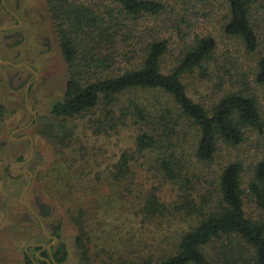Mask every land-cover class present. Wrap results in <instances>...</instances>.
Instances as JSON below:
<instances>
[{
    "label": "trees",
    "instance_id": "16d2710c",
    "mask_svg": "<svg viewBox=\"0 0 264 264\" xmlns=\"http://www.w3.org/2000/svg\"><path fill=\"white\" fill-rule=\"evenodd\" d=\"M99 1L102 4L44 0L69 76L63 99L53 103L50 113L69 119L102 102L106 114L102 129L133 126V149L120 155L122 167L114 169L117 176L111 172V185L123 189L119 196L126 207L134 204L135 211L158 228L178 221L187 227L176 233L172 250L163 252L166 236L161 230L157 249L162 254L128 264H213L215 257L221 264H264V156L251 168L246 193L240 186L239 160H229L220 168L208 193L195 196L189 190L196 165L211 162L220 144L237 145L246 129L261 128L257 100L247 83L242 78L239 82L245 87L225 90L204 106L190 97L184 81L194 73L210 78L215 40L210 35L194 36L164 70L168 40L151 29L142 39L134 31L144 20L156 21L165 14L166 0ZM259 1L222 0L227 9L222 30L247 53L264 48L261 26L252 11ZM259 54L252 80L264 98V52ZM120 64L123 68L114 70ZM61 131L54 137L64 142L70 135ZM136 173L142 175L138 187ZM156 184L175 187L180 203L160 201ZM243 197L256 206L258 219L246 216ZM211 245L214 254H209ZM25 264H31L27 257Z\"/></svg>",
    "mask_w": 264,
    "mask_h": 264
},
{
    "label": "rangeland",
    "instance_id": "374dc122",
    "mask_svg": "<svg viewBox=\"0 0 264 264\" xmlns=\"http://www.w3.org/2000/svg\"><path fill=\"white\" fill-rule=\"evenodd\" d=\"M94 1L95 4L101 3ZM4 3L21 21L18 31L23 39L9 37L12 31L1 32L0 60L5 55L14 56L18 50L15 60L23 62L27 70L34 68L39 73L25 104L23 90L11 88L16 80L9 83L10 74L22 69H10L0 64V264H24L25 254L33 256L30 243L46 242L44 235L50 233L52 224L57 225L58 242L64 248L58 264H128L140 258L154 259L162 254L161 249H157L161 230L166 236L161 247L163 252L172 250L176 233L187 228L184 223L178 221L169 227L158 228L155 221L143 219L135 211L137 206L134 204L126 207L119 196V190L123 189L111 185V172L117 176L115 170L122 167L118 162L120 155L133 149V126L126 128L128 125L125 124L120 129L115 126L102 129L105 121L101 122L106 115L102 102L73 118L52 116L51 106L63 99L69 76L46 4L44 0H4ZM166 6L165 14L156 21L144 20L135 28L134 34L138 32L141 39L146 38L148 29H151L168 40V52L162 65L164 70L174 63L190 39L210 35L216 44L209 68L210 78H198L196 73L192 77L186 76L184 82L188 94L208 107L225 90L245 87L239 82L243 78L249 93L257 100L262 123L259 130L246 129L239 144H220L216 157L208 164L196 165V175L189 190L195 196L206 190L208 193L220 168L229 160H239L243 169L240 186L246 193L251 168L264 156V98L261 87L252 80L255 59L264 48H259L258 53H247L238 40L223 32L227 9L222 0H166ZM252 11L261 26L263 41L264 0L254 4ZM11 23L12 18L0 7V25ZM11 42L15 47L8 49L6 44ZM122 65L115 66L114 70L123 68ZM27 108L36 114L33 123L23 131H12L31 119ZM94 119L98 120L97 123L93 122ZM62 129L68 130L65 133L70 136L59 142L54 134ZM22 133L31 137L34 156L25 165L31 176L22 201L45 223L44 232L19 201L27 175L15 176L13 162L28 154V144L16 139ZM185 153L189 155L188 150ZM134 175L137 178L134 185L138 187L142 175ZM66 184L79 189L73 191ZM155 187L158 188L157 197L164 204L170 201L180 203L175 197V187L172 189L166 184H156ZM243 202L246 216L251 220L258 219L260 212L256 206L245 197ZM41 206L49 209L48 214L40 211ZM210 247L209 254H214L213 245ZM214 260L213 264H221L219 258Z\"/></svg>",
    "mask_w": 264,
    "mask_h": 264
},
{
    "label": "flooded vegetation",
    "instance_id": "af4514ba",
    "mask_svg": "<svg viewBox=\"0 0 264 264\" xmlns=\"http://www.w3.org/2000/svg\"><path fill=\"white\" fill-rule=\"evenodd\" d=\"M0 7H1L3 13L6 14V15H9L12 18V20H13V23H11V24H7V25H3V26L0 25V33L3 32V31L5 32V30L6 31H12L9 34V37L16 38L18 40L23 39L22 35L20 34V31H18L19 30V26L21 25V21L17 18V16L14 13H12L11 11H9L7 9V7L5 6L4 0H0ZM6 45H7L6 47L8 49H11V48L15 47V44H13L12 42L8 43ZM17 51L18 50H16V52ZM16 52H15L14 56L5 55L4 56L5 58H3V60H0V61L9 62V64H2V65H5V66L9 67L10 69H20L21 68L22 71H25V73H22V71H20L19 73H15V74L11 73L10 76H9V83L10 84L12 82L11 80H14V79L16 80L15 81L16 84L11 86V88L15 89L17 91L22 89L23 90V95L25 97L23 100L25 101L28 93L30 92L31 86L33 84H35V80L38 77L37 75H38L39 72L36 71L34 68H30V70H27L25 68V66H24L25 64L23 62L15 60L17 58L16 57ZM11 57H14L13 58L14 60L11 59ZM21 84H24L23 88L20 87ZM24 103L26 104V101ZM27 110L31 114V119L29 120V122H27L25 125H23L21 127H17V128H14V129H18V128H22L23 127L22 129H19V130L23 131L29 125H31L33 123V120L36 117V114L33 111L31 112L28 108H27ZM23 136H27L28 138H25ZM18 137L19 138H16V139H21L23 142H26L28 144V154H29V147H30V144H31L32 153H31L30 158L24 164L19 165V164H14V163L15 162H20L22 160H25L28 157V154H27V156L25 158H20L19 157L20 158L19 160L17 159V161L13 162V164L16 166V168L13 169L15 171V176H19L21 174H26L27 175L26 172H20L19 170H27V171H29L28 168L25 167V165H27L28 162L31 160V158L34 157V156H32L33 155V145H32L31 137L29 135L25 134V133H22ZM27 179H28V176H27ZM26 182H27V180H26ZM26 182H25V184H26ZM25 184H24V186H25ZM39 209L44 214H48V212H49V209L45 208L44 206L39 207ZM31 210L33 211V209H31ZM28 213L30 214L31 219L35 220L37 222V225L39 226V221L41 222V220L39 219V215L36 212H34V211H33V213H30L28 211ZM26 222L30 224V220L29 219H26ZM42 224H43V229H45V223H42ZM55 226H56V224H52L50 226V231H49L50 233H46L47 237L44 235V237L47 238L46 242H43V243L42 242L30 243L31 245H29V246L34 249L33 256L31 257V256L25 254L24 255V264H25V258L26 257L30 260L31 264H33V263L34 264H58L59 263L60 259L63 258L64 248L58 242L59 233L56 234V231H59V230L55 229L54 228ZM39 229H40V226H39ZM40 231H41V229H40ZM51 236H55L56 239L53 240L51 238ZM33 244H35V245L33 246Z\"/></svg>",
    "mask_w": 264,
    "mask_h": 264
},
{
    "label": "water",
    "instance_id": "95a60500",
    "mask_svg": "<svg viewBox=\"0 0 264 264\" xmlns=\"http://www.w3.org/2000/svg\"><path fill=\"white\" fill-rule=\"evenodd\" d=\"M0 63H1V64H9V62H7V61H0ZM22 128H23V127H22ZM22 128L14 129V130H12V131H17V130L22 129ZM23 137L28 138L27 136H23ZM31 153H32V147H31V144H30L28 157H27L25 160H22V161H20V162H15L14 164H19V165L24 164V163L30 158ZM19 171H20V172H26V173H27V176H28V179H27V182H26L25 186L22 188V190H21L20 193H19V201H20V202L23 204V206H25V208H27L30 212H33V211L27 206V204H25V203L22 201V195H23V193L25 192V190L27 189V187H28V185H29V180H30V176H31V174H30V172L27 171V170H19ZM39 226H40L41 231L44 232L43 224H42L40 221H39ZM58 233H59V231H56V234H58ZM45 236L47 237V235H45ZM51 238H52L53 240L56 239L55 236H51ZM34 245H35V244H33V246H34ZM24 250H25V248H24ZM36 256H37V255H36ZM33 264H34V263H33Z\"/></svg>",
    "mask_w": 264,
    "mask_h": 264
}]
</instances>
